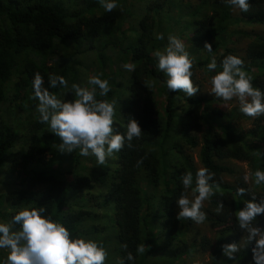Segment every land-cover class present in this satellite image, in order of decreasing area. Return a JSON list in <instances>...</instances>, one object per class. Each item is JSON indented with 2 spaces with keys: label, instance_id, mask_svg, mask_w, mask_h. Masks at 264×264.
Here are the masks:
<instances>
[{
  "label": "trees",
  "instance_id": "trees-1",
  "mask_svg": "<svg viewBox=\"0 0 264 264\" xmlns=\"http://www.w3.org/2000/svg\"><path fill=\"white\" fill-rule=\"evenodd\" d=\"M136 1L141 13L130 29V43L117 48L120 55L96 60L95 75L111 87L107 97L97 90L96 98L118 101L115 127L120 133L126 132L129 117L138 121L143 133L132 148L125 145L106 165L97 166L94 156L82 157L79 149L58 152L56 145L62 141L39 122L32 82L39 72L50 92L65 101L75 99L71 84L80 81L70 83V72L83 66L82 59L102 34L114 36L112 26L121 19V5L109 13L97 0H0V185L13 186L0 193V219L6 223L23 207L44 206V215L62 223L73 238L91 235L104 247L111 244L107 258L124 264H142L154 251L160 252L155 264H174L182 256L205 252L207 264H254V242L236 260L223 255L222 245L239 243L246 235L235 212L251 195L240 197L236 189L251 187L257 200L264 197V184H245L243 172L228 163H244L248 174L264 170V115L253 120L239 105L220 109L222 100L215 96L188 98L170 92L154 52L163 50L170 34L178 35L194 65L207 68L216 56L214 74L222 70L224 56H240L253 86L264 91V0H249L248 13L235 12L223 0ZM159 33L163 40L156 39ZM239 36L248 39L242 55L230 45ZM205 42L212 45V53L204 50ZM110 43L115 44L113 39ZM257 58L261 61L253 70L247 67ZM125 63L134 64L135 70L123 69ZM51 74L65 77L69 88H51ZM240 120H249V126L237 124ZM192 149L197 150L194 155ZM87 165L94 169L87 170ZM202 167L214 172V182L220 185L202 208L215 237L188 241L185 233L192 221H179L174 204L183 191L181 175L191 171L195 178ZM218 201L225 205L219 215ZM104 217L108 227L100 221ZM256 219L257 226L264 227V215ZM143 243L145 253L138 254L136 248ZM128 252L134 261L126 260Z\"/></svg>",
  "mask_w": 264,
  "mask_h": 264
},
{
  "label": "clouds",
  "instance_id": "clouds-1",
  "mask_svg": "<svg viewBox=\"0 0 264 264\" xmlns=\"http://www.w3.org/2000/svg\"><path fill=\"white\" fill-rule=\"evenodd\" d=\"M223 2L233 9L238 8L242 13L251 10L249 0ZM99 3L109 13L119 6L116 0H99ZM119 7L122 10V6ZM156 39L163 40V33L157 34ZM204 50L212 53V45L205 42ZM154 56L157 60L156 67L167 77L165 84L170 92H183L190 98L200 91L192 79L193 58L186 50L185 41L178 35L170 34L167 45L163 50L155 51ZM217 66V58L213 55L207 64V70L212 72ZM220 66L222 70L216 72L209 81L210 93L224 102L235 99L239 104V111L253 120L264 115V91L253 86V77L245 70V61L240 56L228 54L224 56ZM122 67L128 72L135 70V65L131 63H125ZM48 79L51 88H69L68 81L63 76L51 74ZM43 85V77L39 72L35 73L32 98L39 101L36 108L39 122L47 124L50 132L62 141L56 145L58 152L72 153L79 149L80 156H94L97 166H104L125 145L132 148L133 140L141 138L143 132L135 118H128L126 132L123 134L115 127L117 100L96 98L97 90L100 97H107L111 91L109 81L101 79L100 75L88 78L87 85L92 87L71 84L70 90L75 96L73 100L65 101ZM137 163L139 165L142 160ZM214 178L215 173L206 167L199 168L195 178L191 171L181 175L183 191L176 199L180 209L176 217L179 221L190 220L196 225L206 221L207 214L202 211L204 202L215 196L220 187L219 183L214 182ZM243 180L245 184L250 180L256 186L264 184V170L245 173ZM236 194L240 197L251 195V199L244 200V206L235 212L238 227L246 235L239 243L222 245V253L229 260H236L237 254L254 242V264H264V227L257 226L256 219L257 216L264 215V197L257 200L251 187H238ZM224 208L225 205L218 201L216 214H221ZM46 211L44 206L23 207L8 222H0V250H7L0 264H105L109 253L102 242L82 235L73 238L70 230L62 223L50 215L46 217ZM17 225L19 227L15 228ZM121 247L126 250L127 244L124 243ZM145 248V243L140 244L136 252L143 254ZM126 260L134 261L135 257L128 252ZM118 264H124V260H119Z\"/></svg>",
  "mask_w": 264,
  "mask_h": 264
},
{
  "label": "rangeland",
  "instance_id": "rangeland-1",
  "mask_svg": "<svg viewBox=\"0 0 264 264\" xmlns=\"http://www.w3.org/2000/svg\"><path fill=\"white\" fill-rule=\"evenodd\" d=\"M97 1L99 2V0ZM133 1L134 0H124L122 2V0H116L117 4L122 6L123 11L121 12V15H120L121 19L117 20L116 23L112 26V28L114 29L113 33H115L113 34L114 36H107L106 33L101 35V37L95 43L94 48L89 53H86V57L82 59L83 66L81 67L78 66L77 71L72 72V73L70 72V78H71L70 83L78 79V81H80L81 86L92 87L91 85H87V80L90 76L98 73L96 72V68H97L95 64L96 60H98V58L101 55L107 56L108 58H110L114 54L118 56L120 55V51H118L117 48L119 49V47H123L126 44L130 43L131 38H132V32L130 29L133 26H135L137 19L140 17V13H141V10L139 11L138 9L139 1H136V2H133ZM237 10L238 8L234 9L235 12H237ZM254 28H257L259 30L260 26L258 27L254 26ZM112 39L115 43L114 44L115 47L110 43ZM247 40L248 39L242 36H239L235 39L233 44H230V45L235 49V51L239 55H242L243 49L247 43ZM260 61L261 59L257 58L253 62H251L247 67L253 70V68ZM192 71H193V82L195 85H198L200 88V91L197 94H201L205 96H214V94L210 93L211 84L209 83L211 77L215 75L214 71L209 72L206 67L198 66V65H194ZM233 105H239L235 99L229 102H224L222 100V102L219 104L218 107H220V109H228L229 107ZM249 123H250L249 120H240L237 122V124H240L243 127L249 126ZM196 151H197L196 149L190 150V152L193 155L196 153ZM86 158L94 159L92 158V156H89ZM228 163H231L234 166H236L238 169H240L243 172L244 175L245 173H248V167L244 163L237 162V161H228ZM70 166L71 165L69 164L65 168H69ZM86 168L87 170H91V169H94V166L87 165ZM68 178L69 176H67V179ZM12 188L13 186L11 184L6 185V186L1 184L0 193H3V192L6 193ZM83 193H85V191H83ZM204 206H205V202H204ZM84 207L90 210L92 209V210L98 211V209H95L96 208L95 206H90L88 204H85ZM174 210L176 213L180 210L177 205V202L174 204ZM102 211L103 209L101 210V212ZM100 216H102V214H100ZM100 221L104 223L106 227H108L107 225H110L106 217L100 218ZM0 222H2L1 219H0ZM201 235H206L207 237L211 238V240L214 239L215 230L210 225L209 222H204L201 225H196L195 223L192 222V224H190L188 230L185 233V239L189 241L190 239L196 238V237L198 238ZM83 237L98 241L95 236L87 235ZM110 247H112L111 244H107L105 246L106 249H110ZM6 253H7V250H0V257L4 258ZM159 255H160V252H157V251L147 254L142 264H155L157 260H159ZM118 261H119L118 259L116 260V262L112 261V258L109 257L107 258L105 264H118ZM207 263H208V257H207V253L205 252V253L191 254L188 256H182L180 257L178 261H175L174 264H207Z\"/></svg>",
  "mask_w": 264,
  "mask_h": 264
}]
</instances>
